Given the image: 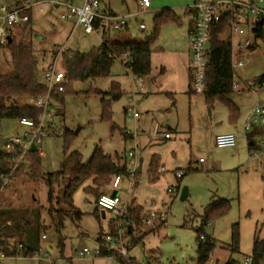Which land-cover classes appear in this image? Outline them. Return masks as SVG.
<instances>
[{"label":"rangeland","instance_id":"rangeland-1","mask_svg":"<svg viewBox=\"0 0 264 264\" xmlns=\"http://www.w3.org/2000/svg\"><path fill=\"white\" fill-rule=\"evenodd\" d=\"M3 1L10 6H18L24 0ZM193 1L150 0L148 10L137 17H129L131 27L109 30L112 40L118 36L144 40L154 29L156 14L172 10L182 17L181 23L168 19L161 25L152 44L151 72L143 77L145 82L125 67L123 58H115L109 76L76 82L73 93L66 94L63 102L56 99L54 103L58 109L49 119V133L40 145L44 178L33 179L21 172L2 190L0 207L40 212V221L46 227L42 234L48 236L46 242L55 249L57 259L53 264H120L111 256L94 255L98 233L101 231L103 234L104 229L111 228L112 214L97 205V195L86 191L87 187L95 186L93 177L83 179L72 194L73 204L83 212V216L80 220L65 218L62 234L66 237V246L64 256L59 254L58 235L48 212L49 190L45 178L50 173L61 171L65 149L67 152L78 150L83 162L90 159L97 146L113 156L121 155V163L126 162L129 169L134 167L133 163L142 161L140 172L134 176L122 175L119 195L127 209L133 202L143 207L141 223L134 225L132 239L155 227L157 230L149 232L130 249L132 264H195L197 242L194 229L200 224L204 207L217 197L229 199L232 205L228 214L205 226V233L215 240L213 257L219 264H225L228 259L239 262L244 256H250L254 236L264 238V183L261 178L264 147L249 149L247 139L240 136L234 146L218 147L215 144L216 131L231 124L227 107L218 101L207 103L203 93H189V74L184 63L189 46V20L184 13ZM253 1L264 7V0L262 3ZM101 3L103 8L110 7L119 15L134 14L138 10L137 0H101ZM41 6L42 12L39 6L32 11L36 32L30 31L31 21L16 38L32 40L35 37L32 43L38 60L36 75L41 83L46 84V69L65 72V61L62 53L59 54L63 46L62 51L86 52L101 45L103 38L100 32L87 33L81 25L74 26L73 20L61 19L60 13L65 9L62 6L54 8L47 2ZM249 16L245 15L247 37L254 44L251 49H244L235 56V61L239 56L246 60L245 55L249 53L248 61L235 68V80L239 85L232 95L240 112L236 123L242 130L255 102L258 99L264 101V88L256 90L250 83L264 73V42L255 38ZM257 19V16L252 17V22ZM140 22L145 24V28L139 27ZM222 37L232 40L229 27ZM234 37L237 42L239 37ZM12 70L10 49L4 44L0 47V71L10 73ZM113 81L119 83L123 92L116 100L106 96L111 114L105 119L102 118V94L87 91L90 87L108 91ZM17 100L21 104L29 103V98ZM135 112L138 116H134ZM156 124L157 132L154 131ZM17 126L20 134L29 130L27 125L16 119H0V137L12 136ZM66 129L71 136L68 146L64 137ZM126 131L132 134H126ZM129 151L133 152V157L129 156ZM153 157L158 162L154 179L150 172ZM200 158L204 162H200ZM189 167L191 169L187 171ZM176 172L182 176L177 177ZM112 177L100 188V194L112 191ZM68 183L69 177L64 176L54 186L53 207L64 211L69 208L63 199ZM184 188L186 196L182 198ZM151 212H164L165 219L151 227L145 225L143 218ZM31 215L28 212L27 217ZM235 222L239 223L240 247L238 252H231V226ZM84 247L90 248L92 253L80 261L76 250ZM0 264H39V261L35 256L7 257L1 259Z\"/></svg>","mask_w":264,"mask_h":264},{"label":"trees","instance_id":"trees-1","mask_svg":"<svg viewBox=\"0 0 264 264\" xmlns=\"http://www.w3.org/2000/svg\"><path fill=\"white\" fill-rule=\"evenodd\" d=\"M189 10L190 6L185 10V17ZM240 10V7H234L225 11L221 20L212 28L206 71L207 86L203 91L207 103L212 104L218 101L227 107L231 122L237 121L240 112L232 99V95L235 92L233 86L235 69L232 62V40L231 38L222 37V33L228 28L230 21L236 19ZM26 12L30 16L29 23H31L32 10L29 9ZM168 19L175 20L178 23L182 22V17L174 11H162L155 15L154 29L151 35L144 40L134 39L128 36H118L112 40L108 35L109 28L102 24L100 19H97L94 25L95 28L102 27L103 29L101 32L103 38L102 44L94 46L86 52L63 51L62 56L65 61L67 82L63 92L53 91L51 95L55 99L63 102L66 94L73 93L74 83L109 76L115 58H123L125 67L132 74L138 77L149 75L151 72L152 44L159 34L161 25ZM252 31L255 38H260L264 42V28L261 21H257L254 24ZM7 47L10 49L13 70L10 73H2L0 71V119H16L19 121L27 118L38 122L40 110L29 103L21 104L17 100L18 98L36 99L47 93V86L37 79L36 70L38 60L32 40L31 38L17 40L16 37H12L9 39ZM252 85L263 86L264 73L256 76L252 81ZM87 92L102 94V118L107 119L110 117L111 111L109 103H106V96L116 100L122 95L123 91L119 83L113 81L108 91L90 87ZM189 93H194V91L190 89ZM167 95L172 97L171 93H167ZM257 134H263V130L257 126L246 133L249 149L259 147V142L256 138ZM64 137L65 144L68 146L71 137L69 130H65ZM13 155H17V153H13ZM11 157V153L0 150V185L3 183L4 177L8 176L11 181L14 176H19L21 172L26 173L33 179L44 178L41 171L39 151H28L26 159L12 173L13 162ZM121 158V155L116 154L113 156L107 153L101 146H97L90 159L87 162H83L82 154L78 150L67 152L65 149V157L61 164V171L50 173L45 178L49 190L48 198L50 208L48 212L52 220L53 229L58 235L57 248L60 256H64L66 246V237L62 234L65 218L69 217L73 220H80L83 216V212L73 204L72 200V194L77 185L83 179L93 177L95 186L87 187L86 191L92 192L99 197L101 195L100 188L107 184L110 177L114 175L131 176L126 162L121 163ZM150 169L151 178H156L158 169L156 157L152 158ZM190 169L191 167L187 171ZM64 176L69 177V183L65 187L63 195L65 204L69 206L65 211L61 208H55L52 205L54 186L59 184ZM262 180L264 182V170ZM231 207V201L221 197L214 198L204 207L200 224L194 229L197 242L195 264H207L216 248L214 238L205 233V226L214 220L224 217L231 210ZM28 212L32 214L31 217H27ZM142 212L143 207L141 205H135L133 202L128 208V214L126 215L131 225H139L141 223ZM45 229L46 227L40 221L39 211H29L27 208L18 210L0 207V248L5 252L6 256H34L40 247L42 232ZM133 230L132 228L130 235L134 234ZM155 230H157V227L150 229L141 236H133V245L141 242L149 232ZM103 234L100 231L97 236L98 245L101 249L98 256H109L111 251L104 244L102 239ZM239 242V223L235 222L231 226L229 250L231 252H238L240 247ZM20 244L22 245L21 249L19 248ZM250 256L252 258L251 264H264V238L254 236ZM116 259L120 264L133 263V259L131 262H125L118 256ZM225 264H237V261L228 259Z\"/></svg>","mask_w":264,"mask_h":264},{"label":"built area","instance_id":"built-area-1","mask_svg":"<svg viewBox=\"0 0 264 264\" xmlns=\"http://www.w3.org/2000/svg\"><path fill=\"white\" fill-rule=\"evenodd\" d=\"M44 0H24L21 5L10 6L3 0H0V44H7L9 39L19 35L23 29L30 22V16L26 12L29 9H33L35 6H39V10L42 11L41 4ZM53 4H62L65 9L60 13L61 19H69L75 21L78 25H81L85 32H102V27L95 28V21L100 19L102 24L106 25L109 30H123L132 26L129 17H137L141 12L148 10L150 6V0H138L140 9L130 15H119L113 13L108 8H103L101 0H64V1H50ZM263 2V0H259ZM234 7H240V13L257 16L258 19L252 22V27L257 21H261L264 28V8L256 5L254 2L246 1H195L187 14V18L190 22L189 29V87L192 91L203 93L207 86L206 71L209 58V48L211 42V31L215 24H217L223 15V13ZM238 15V14H237ZM140 28H145V24L140 22ZM232 31V35L239 37L237 42L232 41V62L234 69L238 66H243L245 61H248L249 53L245 55L246 60L240 56L235 61V56L244 51V49H250L254 42L247 37V29L244 25L240 24L236 20H231L228 26ZM252 30V28H251ZM253 32V31H252ZM60 49L59 54L63 53ZM46 86L47 93L39 98H29V104L33 105L40 110L39 120L35 122L33 119L23 118L19 120L20 124L27 125L28 131L20 134L18 130L12 136H9L7 141L3 144L2 149L5 152L11 153V160L13 162L14 169L26 159L28 151L32 150V145L35 144L37 151L41 154V143L49 133L48 122L49 119L56 113L57 106L54 101L56 100L51 94L53 91L63 92L67 78L64 71L55 70V68L46 69ZM234 88L238 86V81L234 80ZM134 116H138L135 112ZM260 127L263 130L264 135V101L257 100L252 108L251 115L248 121L245 123L244 131L247 133L253 130L254 127ZM154 131H158V125L154 126ZM132 134L126 131V134ZM168 137V133L165 134ZM264 137V136H263ZM237 142V136L233 132H222L216 135L215 144L218 147H232ZM261 146H264V139L261 141ZM17 153V155H13ZM129 156L133 157V152L129 151ZM200 162H204L202 158ZM134 167L129 169L131 176L135 175L136 162L133 163ZM164 170V168H162ZM177 177H181L182 173L176 172ZM122 180V175H114L112 177V191L102 193L97 199V205L109 210L112 214L110 218V229L103 234V241L106 248L111 251L112 258L121 257L125 262H131L132 257L129 254L130 249L133 247L132 237L130 231L134 225L127 220L126 214L128 212L127 207L122 205V199L119 195V185ZM10 182L9 177L3 178V183L0 185V194L5 186ZM169 191H172L170 188ZM166 214L164 212H151L145 218L143 222L145 225L154 226L156 222L165 219ZM46 238V234L42 235V239ZM22 245H19L21 249ZM99 245L94 250V255L100 254ZM92 253V250L88 247L77 249L76 254L80 258H85ZM39 264H53L54 258L49 248L45 244H40L38 251L34 255ZM5 252L0 248V260L6 258ZM210 258L207 264H210ZM251 256H244L237 264H251Z\"/></svg>","mask_w":264,"mask_h":264},{"label":"crops","instance_id":"crops-1","mask_svg":"<svg viewBox=\"0 0 264 264\" xmlns=\"http://www.w3.org/2000/svg\"><path fill=\"white\" fill-rule=\"evenodd\" d=\"M23 1V0H22ZM50 1H64V0H44V2H47L49 5H51V6H53L54 8H60L61 6L63 7V8H65L62 4H60V5H58L57 3H55V4H53L52 2H50ZM195 1H197V0H194L193 1V3L195 2ZM238 1H246V2H254L253 0H238ZM43 2V3H44ZM42 3V4H43ZM255 3V2H254ZM262 3V2H261ZM137 4H138V10L140 9V5H139V3H138V0H137ZM256 5H257V3H255ZM150 6H151V2H150ZM150 6H149V8H150ZM192 5H190V7H191ZM13 7V6H12ZM36 7V6H35ZM35 7H33V8H35ZM42 7V6H41ZM261 7V6H260ZM38 8V7H37ZM148 8V9H149ZM264 8V7H263ZM39 9V8H38ZM42 9H43V7H42ZM108 9H110V11L111 12H113L114 13V11L109 7ZM137 10V11H138ZM32 11H33V9H32ZM40 11V10H39ZM136 11V12H137ZM42 12V11H41ZM245 12H241V13H239L237 16H236V21L237 22H239L240 24H242V25H244L245 27H246V17H245V15H247V14H244ZM130 14H132V12H128L127 14H124V15H130ZM250 17V23H252V15H250L249 16ZM248 17V18H249ZM32 21V26L30 27V31L33 33V31L34 32H36V29H34V26H33V20H31ZM76 25H78L75 21H74V26H76ZM189 29H190V22H189V28H188V32H189ZM96 33H98L99 34V32L97 31ZM101 34V33H100ZM102 36V35H101ZM188 37H189V34H188ZM35 37L33 36V38H32V41L34 42V39ZM235 41V37H233V35H232V41ZM253 47V46H252ZM189 46H188V52H187V61L185 60L184 61V63H185V65L187 66V68H188V74H189ZM251 49V48H250ZM34 50H35V48H34ZM241 53V51L239 50V53L238 54H240ZM187 63V64H186ZM46 71V70H45ZM145 77V76H144ZM140 79H142L143 80V82H145L146 80H145V78H143V77H141ZM250 83L252 84V81H250ZM238 85H239V82H238ZM253 88L254 89H256V90H258V89H263L264 88V85L263 86H254L253 85ZM19 99H23V98H19ZM27 103V102H26ZM24 104V103H23ZM253 108V107H252ZM251 112H252V109H251V111H250V113L248 114V116H247V118H246V121H245V123L248 121V119H249V117H250V115H251ZM238 120V119H237ZM237 121H235V122H231V124L229 123V125L228 126H226L225 128H221V129H219V130H217L216 131V135H218L219 133H222V132H233V133H235L236 134V136H237V138H238V136H240V137H243V138H245V139H247L246 138V132L244 131V126H245V123H244V126H243V130H242V128H239V126H238V124L236 123ZM219 123H222V120H220L219 121ZM18 128V130H19V126H17L15 129H17ZM15 129H14V131H15ZM264 135L263 134H257L256 135V138H257V140H258V142H259V147H258V149H261L262 147H264V146H261V141L264 139V137H263ZM134 156V155H133ZM140 163H142V161H140ZM139 163V164H140ZM139 164L136 162V166H135V173H137V169H138V166H139ZM141 168H142V166H141ZM263 170H264V168H263ZM263 170L261 171V178H262V174H263ZM263 181V180H262ZM264 183V182H263ZM139 205V204H138ZM104 213V212H103ZM109 230V229H108ZM108 230H105L104 229V232H106V231H108ZM43 235V234H42ZM48 238V236L46 235V238L45 239H42V237H41V242H42V244H45V245H47L48 246V248H49V251L52 253V255H53V258H54V260H56L57 258L55 257V249L53 248V246L49 243V242H46V239ZM7 257H16V258H20L21 256H7ZM6 257V258H7ZM71 257H72V255H71ZM94 257V256H93ZM96 257V256H95ZM36 258V257H35ZM37 259V258H36ZM211 261H210V264L211 263H215V264H217L218 263V259L216 258H214L213 257V254L211 255ZM78 260H80V261H82V260H84V259H81V258H78ZM219 264V263H218Z\"/></svg>","mask_w":264,"mask_h":264},{"label":"water","instance_id":"water-1","mask_svg":"<svg viewBox=\"0 0 264 264\" xmlns=\"http://www.w3.org/2000/svg\"><path fill=\"white\" fill-rule=\"evenodd\" d=\"M17 130H18V128L15 129V131H13V134H15L17 132ZM8 138H9V136H1L0 137V150L2 149L3 144L7 141ZM32 150L33 151L37 150V147L35 146V144L32 145ZM141 166H142V163L139 164L137 172L141 171ZM185 196H186V188L183 189L182 198H184Z\"/></svg>","mask_w":264,"mask_h":264}]
</instances>
